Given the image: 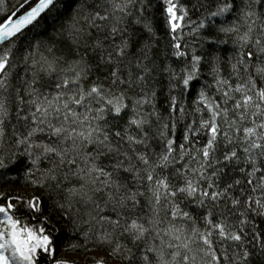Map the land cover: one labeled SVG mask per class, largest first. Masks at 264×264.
I'll use <instances>...</instances> for the list:
<instances>
[{
  "label": "snow or ice",
  "instance_id": "1",
  "mask_svg": "<svg viewBox=\"0 0 264 264\" xmlns=\"http://www.w3.org/2000/svg\"><path fill=\"white\" fill-rule=\"evenodd\" d=\"M89 246L264 264V0H0V264Z\"/></svg>",
  "mask_w": 264,
  "mask_h": 264
},
{
  "label": "trees",
  "instance_id": "2",
  "mask_svg": "<svg viewBox=\"0 0 264 264\" xmlns=\"http://www.w3.org/2000/svg\"><path fill=\"white\" fill-rule=\"evenodd\" d=\"M8 2L10 4L15 3V0H8ZM62 11L63 9H61V12ZM149 13H154V15H152V19L155 23H157V25H159V10L155 7H152L149 8L148 13H146V15H148ZM53 17L56 18L54 19ZM65 22L66 18L57 16L54 10L52 15H49L45 19L41 20L42 27L40 29H37L36 32L41 37L47 38L53 33L54 30L59 29L61 23ZM156 87L160 90L161 99H163V94L166 90V79H161L160 82L156 85ZM60 256L66 258L70 262V264H95L98 259L106 257L107 253L102 249L89 246L87 249H81L78 251H74L71 249L67 251L61 250Z\"/></svg>",
  "mask_w": 264,
  "mask_h": 264
}]
</instances>
